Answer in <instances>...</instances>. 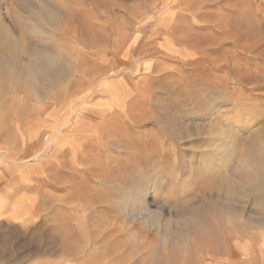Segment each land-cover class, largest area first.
Returning a JSON list of instances; mask_svg holds the SVG:
<instances>
[{"label": "rangeland", "instance_id": "1", "mask_svg": "<svg viewBox=\"0 0 264 264\" xmlns=\"http://www.w3.org/2000/svg\"><path fill=\"white\" fill-rule=\"evenodd\" d=\"M54 1L0 0L32 52L25 63L51 66L38 79L0 67V264H264V213L252 205H210L187 244L119 207L134 180L148 192L156 178L170 205L199 200L207 181L185 190L181 178L205 165L191 151L205 128L247 134V117L264 129V0H70L55 21L40 17ZM216 100L222 113H206ZM89 105L98 125L70 139ZM58 130L64 144L52 149ZM68 238L82 244L73 259Z\"/></svg>", "mask_w": 264, "mask_h": 264}, {"label": "bare ground", "instance_id": "2", "mask_svg": "<svg viewBox=\"0 0 264 264\" xmlns=\"http://www.w3.org/2000/svg\"><path fill=\"white\" fill-rule=\"evenodd\" d=\"M71 2L70 0H55L51 3H43L38 14L40 17L48 16L51 21H55L62 13L70 8ZM3 7L0 5V67H4V69L9 72H22L24 70L29 79H38L40 76H46L51 69L50 65L37 64L33 66L25 63L30 62L32 52L26 46L25 42L14 32L12 28L13 26L11 27L7 20L6 13L4 12L5 9ZM44 80L46 81V79ZM219 103L220 102L216 100L213 102L212 106H209L208 109L205 108L206 110L204 111L207 113L209 110L216 109L217 115L222 113L221 109L225 107L226 104L220 106ZM96 108H98V106L96 107L94 105H89L85 108L83 114L77 117V121L81 123L80 126L70 127L64 131V133L70 137V139H79L86 134H92L94 132V126L98 125L99 121ZM181 108L182 110L190 111V107L186 105ZM261 109L264 110V108ZM77 110L80 109L74 107L71 111L75 113ZM212 112H209V114L211 113L212 115ZM207 118L212 117L208 116ZM187 119L188 117L183 118L180 116L176 120V123H179V126L183 128ZM244 122L246 127L245 130L248 131L247 134H244L238 129L221 125L207 126L201 135L206 137V142L202 149L191 147V151L198 150L200 159L201 156L206 153L205 159H202L205 160V165L203 166L201 173L198 170H195L193 173L183 176L181 178V185L185 190H191L199 178L201 180L205 179V181H207L206 186L208 189L199 200L194 202L185 201L179 205H170L166 202L168 187L163 185L162 179V181L160 179L158 181L155 177V181L150 180L152 187L148 192L134 188L133 185L138 184L136 183L137 181L134 180L132 182V187L127 189L124 198L119 204L123 216L129 220H134L141 225H148L154 228L162 236L164 241L175 244H187L192 238H194V236H197L203 231L205 226L203 213L210 205H219L232 214L237 212V209H235V205L237 204L252 205L258 210V212L264 213V129L256 128L252 131L251 120L246 117ZM89 124L92 125L88 126ZM60 133H62L61 130H58L51 133V136L48 137L47 141L51 148L54 145L60 146L61 144H64V141L61 139L62 137H60ZM111 144L112 146H117V143L114 141L111 142ZM154 164H156V162ZM198 172L200 174H197ZM157 173L159 174L160 171L155 165L152 168V175ZM182 194L183 190L178 196L180 197ZM158 195L160 197L159 200H154L155 196ZM137 236L138 233L133 234L135 240L130 245L133 248H136L137 243H139L138 241L140 239H138L139 237ZM78 243L81 247L73 246L70 238L66 240V246L68 248L67 258H74L81 254V241ZM109 253L110 251L108 253L104 252V256L108 260L111 258ZM108 263L122 264L123 258L113 259L108 261Z\"/></svg>", "mask_w": 264, "mask_h": 264}]
</instances>
